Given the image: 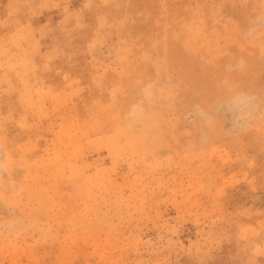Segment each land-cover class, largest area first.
<instances>
[{
    "label": "rangeland",
    "instance_id": "374dc122",
    "mask_svg": "<svg viewBox=\"0 0 264 264\" xmlns=\"http://www.w3.org/2000/svg\"><path fill=\"white\" fill-rule=\"evenodd\" d=\"M0 264H264V0H0Z\"/></svg>",
    "mask_w": 264,
    "mask_h": 264
}]
</instances>
